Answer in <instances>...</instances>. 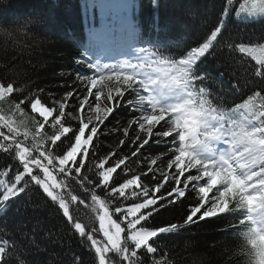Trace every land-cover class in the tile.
<instances>
[{"label":"trees","instance_id":"16d2710c","mask_svg":"<svg viewBox=\"0 0 264 264\" xmlns=\"http://www.w3.org/2000/svg\"><path fill=\"white\" fill-rule=\"evenodd\" d=\"M261 2L254 9L252 0H0V25L8 28L0 30V243H5L0 261L3 264H99L91 242L70 227L66 218L69 212L92 233L97 247L111 249L113 244L118 248L121 240L129 249L128 260L123 259L122 253H104L105 264H121V261L123 264H264L262 242L259 240L262 247L254 255L244 239L243 234L253 229L249 208L235 195L233 185L226 191L228 195L220 213L200 219L211 207L213 193L223 188L222 183L213 186L209 196L201 201H207L205 207L192 222L187 217L192 207L199 206L201 195L196 185L205 186V178L186 189L184 197L170 194L173 187H180L174 181L183 177H177L167 167L168 157L174 160L179 145L192 142L190 134L195 125V111L199 112L198 104L195 111L183 106L180 118L172 125L183 129L175 139L172 138L175 133L168 137L158 135L168 130L171 116L141 129V119L135 110L137 95L112 75L117 62L105 64L101 60L102 52L130 56L135 48L148 59L164 65L169 73L166 61L180 60L192 48L208 43L209 52L197 71L210 74V78L194 81L191 88L207 85L211 95L196 99H206L208 103L204 107L215 109L210 116L223 124L231 140L233 131L264 128V117L254 118V114L264 113V67L248 52L239 51L241 45L252 49L264 43V16L258 13ZM249 11L256 12V16L248 18ZM217 27L224 31L214 39L211 33ZM101 29L112 37L105 44L97 40ZM131 63L138 71L150 64L148 60L135 59ZM101 74L106 79L98 80L95 88L84 81L99 78ZM5 85L10 87L4 88ZM117 86L124 95L117 96L114 90ZM96 92L100 93V101L95 100ZM108 95L113 99L108 100ZM33 98L53 108V116H62L59 118L64 125L78 134L77 144L88 146L85 155L77 154L80 164L76 172L65 170L66 156L61 162L57 159L74 143V137L71 141L64 137L57 141L64 134L71 136V132L66 133L67 129L61 133L63 125L59 119L51 124L53 116L43 120L33 112L31 103L27 102H33ZM81 100H85L83 105ZM97 103L101 111L90 115ZM244 104L250 110L240 107ZM106 107L113 111L106 114L103 111ZM88 116L93 117L90 127H96L97 133L93 141L90 135L82 142L83 123L88 122ZM98 116L106 118L101 123L96 119ZM149 127L152 132L147 131ZM85 131L84 138L91 134L89 129ZM255 138H261V134L256 133ZM145 140L149 142L147 145ZM232 146L231 163L238 175L246 171L257 173L247 181L251 187L245 194L261 195L259 180L264 178L260 175L264 160L258 154L249 156L243 143ZM100 160L105 161L106 176L111 175L108 167L123 160L109 185L119 186L127 179L141 177L140 183L148 189L149 196L144 197L143 188L135 186L125 189L126 199L109 195L107 189L101 191L96 183ZM153 160L157 163L152 164ZM19 161L25 172H33L56 188L53 199L58 196L60 200L52 201L27 174H24L27 190L17 189L15 197L11 196L14 193L9 187H15L18 183L15 176L22 171ZM71 167L74 169L76 164ZM189 173L200 174L196 169H186L185 175ZM41 184L49 191L43 180ZM158 184L164 185L160 191H156ZM161 194L172 201L156 207L147 223L141 222L148 230L160 229L151 240L153 251L134 249L130 240L144 241L147 236L142 232L131 234L126 224L132 217L125 218L123 210L153 196L159 200ZM117 206L122 212H116ZM138 208L137 205L130 209V214H135ZM150 210L141 212L147 214ZM100 226L110 231L106 237ZM131 251H137L138 255L131 257Z\"/></svg>","mask_w":264,"mask_h":264},{"label":"snow or ice","instance_id":"6c2138e0","mask_svg":"<svg viewBox=\"0 0 264 264\" xmlns=\"http://www.w3.org/2000/svg\"><path fill=\"white\" fill-rule=\"evenodd\" d=\"M241 7L243 8V6H241ZM253 8L255 9L256 6L253 5ZM258 13L260 16H264V0H262V2H261L260 8L258 9ZM246 15L248 17H253L256 15V12L249 11L246 13ZM223 31H224L223 29L217 27L214 31H212L211 35L214 39H218L219 37L217 34L222 33ZM111 39H112L111 35L108 32H106L104 29H101L100 32L97 34V40L101 44H105V43L109 42ZM239 51L241 53H243V52L249 51V49H246L245 47H243V45H241V47L239 48ZM260 51H261V54L264 55V49H261ZM208 52H209V44L203 43L202 46L192 48L190 50L189 54L187 56H185L184 58H182L180 60H172V61H166L165 62L168 64V71L171 74V79H172L173 83L176 85V88H179L181 90V96L186 98L184 107L185 108L191 107V108H193V111H195V107L197 106V104L199 106V112L195 111L197 113V115L195 116L194 131H196L197 129H199L201 127H203V128L210 127L211 126V120L215 119V117L210 116V113L214 112L215 109L214 108L206 109L204 107L205 104L208 103V101L206 99H203V98H200L198 101L196 99L197 96L203 97L205 95H211V93L206 90L207 85L204 84L203 86H201L195 90H193L191 88V85L193 84L194 81L203 82V81H207L210 78V74L201 73V72L197 71L199 63L203 60V58L206 56V54H208ZM257 62L260 63L262 67H264V59H259ZM129 67L132 68L133 70H135V68L137 66L136 65H130ZM135 75L136 74L134 72L133 75H130L131 79H128V80H126L125 76H123L122 83L128 85V87L131 89L132 88V81H133ZM257 75L259 76V75H261V73L258 72ZM105 79H106V77L104 74L99 75L100 81H105ZM117 79H120V77ZM84 81H87L88 84H90V86L93 88H95L97 85V79L95 77H92L90 79H85ZM141 83L142 82L140 81V84ZM3 87L8 88V87H10V85H5ZM114 90L116 91L117 96L124 95V93L120 91L119 86H117ZM89 95H91V93H89ZM72 97H75V93L72 94ZM33 99H35V98H33ZM107 99L112 100L113 97L111 95H108ZM37 100L39 101L40 104H42V101L40 99H35V101H37ZM95 100L100 101V93L99 92L95 93ZM27 102L32 103L31 101H27ZM140 102L142 105L146 103L148 108L151 110V113H155L157 111V109H159V114L155 115L156 120H154L152 122V124H157L160 121L164 120V115L161 114V109H163V112L165 113L169 107L159 106L157 103H154L151 98H141ZM19 103L20 102H17V104H19ZM84 103H85V100L80 101L81 105H83ZM60 106H62L63 110H64L63 102H61ZM129 106L131 107V105H129ZM171 107H176V106L172 105ZM240 107L241 108H249V105L244 104V105H240ZM109 109H110V111H109ZM153 109H155V112H153ZM249 110H250V108H249ZM49 111H51V113H52V110L50 108H49ZM100 111H101V105L99 103H97L95 106V112H100ZM103 111L106 114H109L113 111V109L110 107H106V108H104ZM148 115H145L141 118L140 123H139V127L141 129H143L145 127L144 121H146V118ZM51 116H53V113ZM59 117H62V116H60V115L59 116H53V120L49 121V123L52 124L53 121L59 119L60 123L63 125V127L68 129V131L66 133L71 132V136H65V134H64V135L60 136L57 141H60L61 137H64L65 139H68L71 141L74 137V143H70L68 145V150L66 151V153L59 154L57 156V159L59 160V162H61L64 160V157L66 156L67 160L64 161L65 170L70 168L72 170V172H76V169L79 167V164H80V162L77 160V154L80 153L81 155H85L86 153L84 152V150L87 149L88 146L84 145L83 143L77 144L76 143V137L78 134H76L75 130H72L70 127L65 126ZM260 117H264V113H260L259 116H255V114H254V118H260ZM105 118H106V116L96 117V119L99 120L101 123L103 122V120ZM87 120H88L87 123H83L85 125V127H84V131H83V134L81 137L82 142L86 141L90 135H92V141H93V137L97 133L96 127H90V124L92 123L93 117L88 116ZM170 120H171V118H170ZM177 120H171V123L169 124L168 130L159 132L158 135L161 137H168L171 133H175V136H173L172 138L175 139L176 137H178L180 135V132L183 129H178L175 126L174 127L172 126V125L176 124ZM262 122H264V121H262ZM223 128H224V126H223V124H221L220 128L217 129L218 134L214 135L212 138L220 139L222 137V134H223L221 131ZM86 129H89L91 134L87 135V137L84 138L86 136V131H85ZM94 130H95V134H93ZM147 131L152 132V128L149 127L147 129ZM78 133H79V128H78ZM256 133H260L261 138L256 139L255 138ZM231 137H232V139L230 141H227V143H229L231 145L243 143L245 145V151L249 153V156H254V155L258 154L259 158L261 160H264V128L253 127L252 132H247L244 129H241V131L239 133L233 131V132H231ZM148 143H149L148 140L144 141L145 145H147ZM197 144L203 145L204 142L197 140V141H195V145H197ZM57 147H59V145H57ZM206 150H207V147H206ZM53 151H55V149H53ZM177 151L179 153L180 149L178 148ZM178 156H179V154L175 155L174 160H172L171 156L168 157L170 163L167 165V167L172 168L175 171L177 177H183V180L176 179L174 181V183L180 185V187H173L170 190L171 195H175L177 197H184V196H186V189L193 187V185H196V182L200 181L202 179V177L207 176V178H208L206 187L196 185V187H198L199 194H201L200 200L197 201V204L199 206H194L191 208V210H190L191 214H189L187 217V220L189 222H192L193 217L196 216V214L199 213L203 207H205V203H207V201L205 203H201V201H204V198L209 196V192L212 191L213 186L216 185L218 182L222 183V185L224 187V191H220L219 189H217L218 195L216 193H213L215 199H213L211 201V207L207 208V210L204 211L203 216L200 217V219H203L205 217H211L215 213L219 212L220 208L224 207V204H225L224 198L228 195V193L225 190L229 188L230 184H232L233 188L235 189V195L238 194L239 198L241 199V202L243 204H245L248 208L251 209V208L257 206V204H264V193H261V195H259V196L246 195L245 194L247 192V190L249 189V187H251L247 183V181H251L254 176H257V173L251 172V171H246L243 173L242 176H238V175L234 174L235 169H233L229 163V161L234 158V151H227L225 153H222L215 160H211V161H207V162L204 161L203 159H201V157L197 156L196 154L193 156L192 159H187L186 162H185V157H179V159H178L177 158ZM193 160H197V161H199V163H193ZM73 163L76 164V167L74 169L71 167V165ZM122 163H123V160L119 161L113 167H108L107 170H111V175L106 176L103 174V173H105V170H103V169H105V167H106L105 161L100 160L99 166L97 168V171L100 175H99V178H98L96 183H97V186L99 187V189L101 191H104L105 189H107L109 195L119 196L121 198L126 199L127 197L125 194V189L130 188V186H135L136 188H143V185L140 183L141 177H136L133 179H127L125 182L121 183L119 186H116L114 183H113V185H109L110 178L113 181L115 180V177H113V173H117V169L120 167V164H122ZM156 163H157V160L152 161V164H156ZM205 163H207V167L204 166ZM49 166H51V165H49ZM244 167H245L244 165H241V168H244ZM209 168H211L212 170L209 171ZM217 168H220L224 172V176L226 177V179L213 180V176L210 173H215ZM81 169L82 168H80V172H81ZM186 169H196L200 174L194 175V174L189 173V174L185 175ZM49 170H50V167H49ZM149 171L152 172L151 169H149ZM24 174H27L28 178L31 181H34L36 186L42 187L43 192L46 193L47 196L50 197L52 201L55 202V201L60 200V197H58V196L55 199H53L54 190L56 188H53L51 184L46 183L44 179H41L38 175L34 174L33 172H31V173L25 172L23 169V164H22L21 173L15 176V181L18 183L15 185V187H9V188H11L12 193H14V194H10L11 196L15 197L17 189L19 190V192H25L27 190V184H26V181L24 180ZM152 174L154 175V172ZM260 175L262 177H264V168L261 169ZM161 178L163 179V176ZM42 180L44 181V184H47V188L49 191H45L44 186H42V184H41ZM185 181H190L191 183H186ZM209 181H212V183L210 184ZM236 185H239V187H236ZM162 187H164V185L158 184L156 191H160V188H162ZM259 188L264 189V178H261L259 180ZM201 190H203V194L201 193ZM194 193H195V191H194ZM221 193H224L223 199L221 198ZM142 194L144 197H148L149 196L148 189L143 188ZM132 195L133 196L137 195L135 189H133ZM5 199H9V196L6 197ZM166 201L168 202V201H172V200L169 197H165L163 194H161L159 200H157V198L155 196H153L150 199L146 198L144 200V202H142V203H135L133 206L128 207L126 210H123L125 213V218H127L128 216L132 217L131 219L127 220V224H126V227L129 230H131V234L136 233V232H142L143 234H145L147 236V239L144 241L130 240L132 242V247L134 249L139 250V249L144 248L148 252L153 251V248L151 245V240L153 237H155L159 234L160 229L148 230L142 226L141 222L147 223V221L152 217V215L155 214L153 210L156 207H159L162 203H165ZM217 201H219V203H217ZM137 205L139 206L138 211H136L135 214H130L129 210L136 207ZM59 208L61 209L60 204H59ZM150 208H151V210L149 212H147V214H145L144 212H141L142 209H150ZM115 210L118 213L122 212V209L119 206H117ZM66 218L70 224V227L74 228L75 233H78L81 238L86 237L87 241L91 242V246L95 248V253L99 256V264H105L106 257L104 255V253L109 252V251L122 253L124 260L129 259V255H128L129 249L125 248L121 244V240H120V244H119L118 248H115L113 246V244H110L108 242V239H107V244L111 245V249H109L106 246L105 247H97V241L93 238V235L91 232L86 231V226L84 224H82L81 222H79L75 218H73L72 215H70V212ZM116 224H118L120 226V228L122 229L121 232H124V228H122L119 223H116ZM100 230L103 231V234L105 237H106V232H110L109 230L101 228V226H100ZM92 231L94 232L96 230L93 229ZM131 234L128 235L127 238H130ZM3 252H4V249L0 248V254H2ZM130 255H131V257H136L138 255V252L137 251H131ZM0 264H3V262L0 261ZM121 264H123V261H121Z\"/></svg>","mask_w":264,"mask_h":264},{"label":"rangeland","instance_id":"374dc122","mask_svg":"<svg viewBox=\"0 0 264 264\" xmlns=\"http://www.w3.org/2000/svg\"><path fill=\"white\" fill-rule=\"evenodd\" d=\"M252 1L254 3L253 5H255L257 8L258 5L256 3L260 2V0H252ZM255 16L253 17L247 16V17L254 18ZM261 49H264V43L262 45L256 46L255 48L249 49V51H246V52H248L252 57H254L256 61H258L259 59H264V55H262L260 51ZM136 56L141 58V56L137 53H136ZM129 66L130 65L128 63H122L120 66L114 69L115 71L112 75L118 78L120 77L119 80L116 78L118 82L120 81V83H122L123 76H125V79L128 80V79H131L130 75H133L134 72L136 74V71L132 70ZM105 71L107 72V70ZM109 75L111 74L109 73ZM96 79L98 80V78ZM140 81L142 82L141 84H140ZM133 83H137L138 85L137 87H133L134 92L138 95L137 96L138 98L135 101L137 103V105H135L136 113L139 114L140 119L143 116L149 114L146 118V121H144V124L146 127L150 126L152 122L156 120L155 115L159 114V109H157L156 112H155V109H153V112L155 113H151V110L148 108L146 103L143 105L141 104L140 102L141 98H151L153 102L157 103L159 106L169 107L165 113L163 112V109H161V114L164 116H171L172 118H174L172 120L179 119L180 113L184 109L183 106L185 104L186 98L181 96V90L179 88H176V85L173 83L171 78L164 71H162L160 67L159 68L155 66L149 67V69L146 70L144 73L136 74V76L134 77L132 81V84ZM165 85L168 87H171L174 90V93L171 94V93H167L166 91H164ZM172 105L176 107H171ZM30 107H31V110L35 112L36 114H38L39 116H41L43 120L49 119L52 113H54L53 108L40 104L39 101L34 100L30 104ZM49 108L52 110V113L51 111H49ZM89 113L90 115L97 114V112H95V109L90 110ZM217 129L219 128H218V124L215 121V119L211 120V126L208 128L201 127L197 129L196 131H194V129H191L192 131L190 134V140L192 142H188L186 144L181 143L179 145L178 148L180 149V151L179 153L177 152L179 154L178 159L179 157H185L186 160L192 159L193 156L196 154L197 156L201 157V159L207 162V161L215 160L222 153L227 152L226 150L218 149L220 148V146L216 144L217 140L212 138L214 135L218 134ZM66 131H67L66 128L61 127V133H65ZM203 137H205V141L202 139ZM197 140L204 142V146H202L201 144L195 145V141ZM219 140L220 142H223L224 138L222 139L223 141L221 139ZM205 146L207 147V150ZM193 163H199V161L193 160ZM204 166L207 167V163H205ZM211 170L212 169L209 168V171ZM210 174L213 176V180L226 179V177L224 176V172L220 168H217L215 173H210ZM204 177L206 178V185H207L208 178L207 176H204ZM209 183L211 184L212 181H209ZM201 192L203 193V190H201ZM211 199L213 200L215 199V197L212 196ZM217 203H219V201H217ZM253 209H254L253 210L254 218L256 220L258 219V221H261L262 219V221L264 222V212L262 211L263 208L261 207V205L257 204V206L253 207ZM4 247H5V243L1 242L0 248L4 249ZM1 255L2 254H0V257Z\"/></svg>","mask_w":264,"mask_h":264},{"label":"clouds","instance_id":"9594fccd","mask_svg":"<svg viewBox=\"0 0 264 264\" xmlns=\"http://www.w3.org/2000/svg\"><path fill=\"white\" fill-rule=\"evenodd\" d=\"M8 28L3 27L2 25H0V30H6ZM244 239L247 243V245L249 246V249L251 250V252L255 255L259 252L260 248L262 247L259 239H258V233L256 231L255 228L248 230L247 232H245L244 234ZM253 245H255L253 247Z\"/></svg>","mask_w":264,"mask_h":264},{"label":"bare ground","instance_id":"6f19581e","mask_svg":"<svg viewBox=\"0 0 264 264\" xmlns=\"http://www.w3.org/2000/svg\"><path fill=\"white\" fill-rule=\"evenodd\" d=\"M170 85V84H169ZM165 91H167L168 93H174V90L171 87L165 86Z\"/></svg>","mask_w":264,"mask_h":264}]
</instances>
